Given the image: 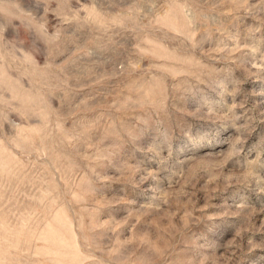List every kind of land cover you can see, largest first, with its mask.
<instances>
[{
    "label": "rangeland",
    "instance_id": "rangeland-1",
    "mask_svg": "<svg viewBox=\"0 0 264 264\" xmlns=\"http://www.w3.org/2000/svg\"><path fill=\"white\" fill-rule=\"evenodd\" d=\"M0 264H264V0H0Z\"/></svg>",
    "mask_w": 264,
    "mask_h": 264
}]
</instances>
